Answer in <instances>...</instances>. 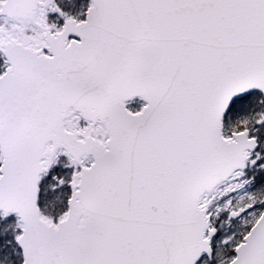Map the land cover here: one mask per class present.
Here are the masks:
<instances>
[{"label": "snow or ice", "instance_id": "obj_1", "mask_svg": "<svg viewBox=\"0 0 264 264\" xmlns=\"http://www.w3.org/2000/svg\"><path fill=\"white\" fill-rule=\"evenodd\" d=\"M0 264H264V0H0Z\"/></svg>", "mask_w": 264, "mask_h": 264}]
</instances>
